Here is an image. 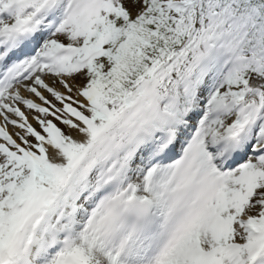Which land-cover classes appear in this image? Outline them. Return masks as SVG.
Here are the masks:
<instances>
[{"label": "snow or ice", "instance_id": "obj_1", "mask_svg": "<svg viewBox=\"0 0 264 264\" xmlns=\"http://www.w3.org/2000/svg\"><path fill=\"white\" fill-rule=\"evenodd\" d=\"M0 264H264V0H0Z\"/></svg>", "mask_w": 264, "mask_h": 264}]
</instances>
